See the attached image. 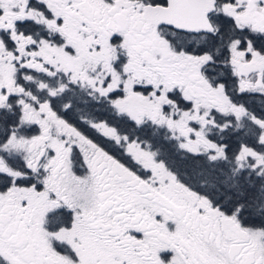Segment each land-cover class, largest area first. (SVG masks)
Segmentation results:
<instances>
[{"label":"snow or ice","instance_id":"6c2138e0","mask_svg":"<svg viewBox=\"0 0 264 264\" xmlns=\"http://www.w3.org/2000/svg\"><path fill=\"white\" fill-rule=\"evenodd\" d=\"M0 264H264V0H0Z\"/></svg>","mask_w":264,"mask_h":264}]
</instances>
